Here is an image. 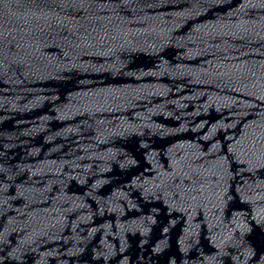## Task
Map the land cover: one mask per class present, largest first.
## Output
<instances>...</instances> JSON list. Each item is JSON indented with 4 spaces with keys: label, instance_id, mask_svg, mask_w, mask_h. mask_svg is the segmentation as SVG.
<instances>
[{
    "label": "water",
    "instance_id": "obj_1",
    "mask_svg": "<svg viewBox=\"0 0 264 264\" xmlns=\"http://www.w3.org/2000/svg\"><path fill=\"white\" fill-rule=\"evenodd\" d=\"M0 264H264V0H0Z\"/></svg>",
    "mask_w": 264,
    "mask_h": 264
}]
</instances>
